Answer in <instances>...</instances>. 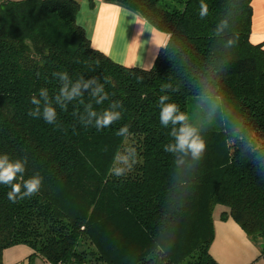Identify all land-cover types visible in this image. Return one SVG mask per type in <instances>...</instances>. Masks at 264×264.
Instances as JSON below:
<instances>
[{
  "label": "trees",
  "instance_id": "1",
  "mask_svg": "<svg viewBox=\"0 0 264 264\" xmlns=\"http://www.w3.org/2000/svg\"><path fill=\"white\" fill-rule=\"evenodd\" d=\"M80 1L0 0V156L24 163L13 183L42 181L15 202L0 183V264L21 245L46 264H218L209 249L219 206L220 219H232L264 259V176L230 131L242 128L264 147V48L249 40L251 0H103L167 35L148 70L91 47L76 23ZM227 39L234 42L225 48ZM212 60L223 70L215 96L205 98L199 75ZM77 83L89 87L64 99L65 84ZM164 95L186 118L192 98L218 103L219 128L199 131V161L178 165L166 150L174 140L160 120ZM34 98L38 116L30 115ZM106 110L119 118L97 127Z\"/></svg>",
  "mask_w": 264,
  "mask_h": 264
},
{
  "label": "crops",
  "instance_id": "2",
  "mask_svg": "<svg viewBox=\"0 0 264 264\" xmlns=\"http://www.w3.org/2000/svg\"><path fill=\"white\" fill-rule=\"evenodd\" d=\"M251 7L249 40L264 48V0H251ZM76 23L83 29L93 49L127 67L150 69L159 49L167 41L166 34L153 28L138 13L114 2L81 0ZM213 224L214 240L209 252L218 264H264L259 246L251 242L232 219L222 221L219 215L213 214ZM31 253L22 245L6 249L3 264L8 254L20 255V260L27 263L26 254Z\"/></svg>",
  "mask_w": 264,
  "mask_h": 264
},
{
  "label": "clouds",
  "instance_id": "3",
  "mask_svg": "<svg viewBox=\"0 0 264 264\" xmlns=\"http://www.w3.org/2000/svg\"><path fill=\"white\" fill-rule=\"evenodd\" d=\"M201 17H204L208 12L206 4L201 3ZM227 21L222 20L216 29L218 37H224L226 32ZM233 40L227 39L224 42V47L231 46ZM223 70V64L218 63L216 60L209 62L204 69V74L199 75V87L201 88V95L205 98L214 97L216 94L215 81L218 78V74ZM62 80H67V76H62ZM87 89L88 83L83 86L77 83L69 90L68 85L61 90V96L66 100H72L76 96L81 94V88ZM167 87V86H166ZM101 91L100 88L94 90L93 94ZM41 96L45 101L43 107V116L49 123L55 120V110L48 104V95L46 90L41 91ZM59 102L61 97L56 98ZM103 99V98H102ZM168 96L164 95L160 97V104L162 105L160 111V120L164 126L171 124L174 142L170 144L166 150L176 155L178 165H185L189 162L199 161L206 148L205 141L201 138L198 129L195 126L190 125L187 122V118L184 113L179 111L176 104L166 103ZM33 104L37 105L35 111H32L30 115L38 116L40 114V100L33 99ZM115 107V105H113ZM95 112H90L89 116L95 117ZM120 113L118 111L106 110L103 115L96 119V126H107L114 120L118 119ZM230 131L233 133V142L239 145L240 151L249 157V162L258 169V174L264 176V147L257 145L255 140L250 139L242 135V128L233 126ZM24 163L20 160L11 161L7 155L0 156V183L10 185L11 191L8 193L9 200L15 202L17 196L20 198L25 196L34 195L40 188L42 183L39 176H34L27 181L21 183H13L17 179V174L24 172ZM22 179V178H21ZM21 187L24 191L21 192Z\"/></svg>",
  "mask_w": 264,
  "mask_h": 264
},
{
  "label": "rangeland",
  "instance_id": "4",
  "mask_svg": "<svg viewBox=\"0 0 264 264\" xmlns=\"http://www.w3.org/2000/svg\"><path fill=\"white\" fill-rule=\"evenodd\" d=\"M198 100V98H192L188 104V123L195 126L198 131L205 127L219 128L221 116L218 103L215 101ZM222 209L225 210L223 207H217L214 211V216H220ZM20 257V255L8 254L5 259V264L9 262V264H44L37 257H30V254H26V258L28 259L27 263H24V260H20Z\"/></svg>",
  "mask_w": 264,
  "mask_h": 264
}]
</instances>
